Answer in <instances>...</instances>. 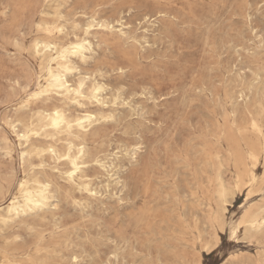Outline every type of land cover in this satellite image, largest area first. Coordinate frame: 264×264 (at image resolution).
I'll return each instance as SVG.
<instances>
[{
    "label": "rangeland",
    "instance_id": "374dc122",
    "mask_svg": "<svg viewBox=\"0 0 264 264\" xmlns=\"http://www.w3.org/2000/svg\"><path fill=\"white\" fill-rule=\"evenodd\" d=\"M91 16L113 28L85 33ZM74 35L90 47L61 75L82 95H32L34 41ZM21 180L49 199L0 223V264H264V229L241 224L264 205V0H0V207Z\"/></svg>",
    "mask_w": 264,
    "mask_h": 264
},
{
    "label": "bare ground",
    "instance_id": "6f19581e",
    "mask_svg": "<svg viewBox=\"0 0 264 264\" xmlns=\"http://www.w3.org/2000/svg\"><path fill=\"white\" fill-rule=\"evenodd\" d=\"M120 19L121 16H119V18L116 20L120 26V28H117V33L120 35H125V31H123V28L121 27L123 23L119 22ZM93 25H100L110 30L113 28V25H110V23L105 19L91 16L90 20H88L86 23L85 33H88V29ZM59 30H62L61 26ZM33 47L36 52L48 54L49 61L47 66V78L43 83H37V87L32 95L39 96L41 94L55 92L60 95L73 93L75 96H81L82 83L79 82L76 87L70 88V86L67 84V81L62 77L61 72L68 69V59L70 56L83 57L84 50L89 49L90 47V41L87 38H80L77 35H74L72 39H67L61 43L55 40L44 41L38 39L34 41ZM93 89L95 91L98 90L96 87ZM94 97H96L95 94ZM44 116L50 126L54 129L71 127L70 121L65 117L63 111L58 106H53L50 110H46V114ZM94 118L95 115L89 112H86L81 117H78L75 124L77 131L80 134L86 133ZM256 125L254 124V126ZM30 131L32 130H22L20 134H17V136L23 140H27L30 135ZM73 148V153H70V147L69 152L66 154V158L71 165V168L68 170V175L70 178H73L74 175H76L78 172H81L80 164L82 163L81 160L86 152L85 146L82 142H79L77 145L73 146ZM49 151L54 153L53 148H50ZM23 153L27 154V152L24 151ZM250 179L252 183L255 182L254 175H251ZM84 183L85 189L89 191L88 182L85 181ZM18 187L21 200L15 196L12 197L5 206L0 207V223L6 224L12 221L15 217H18L20 214H23L26 210L42 208L47 204L49 199V181H37L35 185L30 188L27 186V183L24 180H21ZM230 193L231 192L227 190L221 179L218 178V199L225 203L227 201V196ZM241 224L244 231L257 233L262 231L264 229V205L259 207V212L248 214L243 219ZM240 227L241 226L239 225L232 226L230 228L231 234L236 235L240 231Z\"/></svg>",
    "mask_w": 264,
    "mask_h": 264
},
{
    "label": "snow or ice",
    "instance_id": "6c2138e0",
    "mask_svg": "<svg viewBox=\"0 0 264 264\" xmlns=\"http://www.w3.org/2000/svg\"><path fill=\"white\" fill-rule=\"evenodd\" d=\"M77 264H79V262H77Z\"/></svg>",
    "mask_w": 264,
    "mask_h": 264
}]
</instances>
